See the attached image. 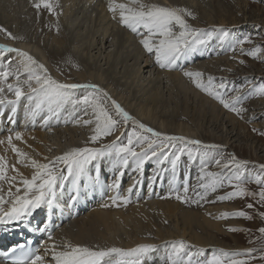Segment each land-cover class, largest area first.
<instances>
[{
  "label": "snow or ice",
  "instance_id": "6c2138e0",
  "mask_svg": "<svg viewBox=\"0 0 264 264\" xmlns=\"http://www.w3.org/2000/svg\"><path fill=\"white\" fill-rule=\"evenodd\" d=\"M33 6L37 10L44 8L49 12L53 11L51 0H36ZM107 8L114 20L140 38L139 44L154 58L155 65L161 70L182 71L197 89L237 116L243 118V113L247 111L243 104L250 96L264 97V83L257 85L246 78L247 85L235 86L222 77L208 75L205 79L204 73L185 70L182 66L194 54L203 55L214 40L220 47L227 43L228 50L235 51L239 47L243 53V45L252 43L250 36L231 37L230 30L224 27H194L189 20L197 17L184 7L161 6L147 0H108ZM0 32H4L10 39H18L3 27H0ZM13 53L14 56L11 55ZM246 54L257 58L264 54V47L255 46ZM65 63L73 62L69 58ZM239 63L243 64L244 61ZM248 85L250 87L245 92ZM78 90H83V94L78 95ZM9 93L13 98H9ZM22 101H26V116L35 121L37 116L43 114L45 125L54 117L59 118L62 111L71 107L73 122L91 129L88 143L99 146L75 147L54 158L43 157L45 162H42L13 143L14 140H23L20 131L10 132L6 139H0V144L7 143L11 146L18 164L32 169L31 177H25L16 164L9 166L6 158L0 156V182L8 185L6 192L0 186V225L30 223L31 218L42 208L54 211L58 205V190L60 193H68L65 208L69 213L82 195L89 192L95 194L97 191L103 193L106 189L117 193L109 197L112 204H117L119 200L127 204L131 202L132 194L141 182L134 181L127 189L128 195L121 197L118 190L124 171L132 166L133 171L142 173L145 165L151 161L157 166L156 174L151 177L153 184L169 170L166 165H170L172 177L169 196L175 194L176 200L182 203L202 206V202L252 198L255 202L248 203V209H256L257 205L264 208V163L258 165V172H250L247 160L239 159L234 153L226 154L220 145L205 144L198 139L157 131L135 119L99 85L61 82L29 52L0 45V106L10 108V123L15 122V114ZM78 113H83V116ZM64 122L68 123V120ZM121 127L130 130L124 133L120 131ZM117 132L120 134L116 135ZM110 136L115 138L104 143V139ZM122 137H125L126 142ZM185 155L188 164L198 162L195 184L190 183V172L185 174L182 182L176 175ZM105 164L112 172L110 183L101 180ZM213 168L216 170H212ZM9 169L15 175H8ZM249 183H254L258 191L251 190ZM225 188L230 190L217 195L215 200L209 199ZM136 196L138 199L139 192H136ZM257 214L264 220V211H258ZM229 217L247 220L255 218L244 210L224 212L218 218ZM53 227L52 217L49 215L35 229L45 234L47 241L35 247L28 246L34 243L31 240L26 244L13 245L0 255V264H144L145 258L158 248L150 243L131 248L99 245L89 247L72 245L70 242L58 246L53 240ZM228 230L246 231L242 228ZM257 231L264 238V226ZM168 245L163 257L164 264H249L250 260L257 258L264 260V249L247 248L241 252L221 248L213 250L210 258L201 259L206 252L204 248L184 240H173ZM258 251L261 253L259 257L254 255ZM241 256L248 259L237 258Z\"/></svg>",
  "mask_w": 264,
  "mask_h": 264
},
{
  "label": "rangeland",
  "instance_id": "374dc122",
  "mask_svg": "<svg viewBox=\"0 0 264 264\" xmlns=\"http://www.w3.org/2000/svg\"><path fill=\"white\" fill-rule=\"evenodd\" d=\"M85 1L87 0H74V4H78L81 13H74L76 8H73L74 4L71 5L65 14L68 18V24L67 20L65 22L60 20V16L62 15L61 12L63 13L62 9L64 8L61 7L64 3L63 0H51L52 5L55 6L53 11L47 13L44 10L42 15H39V12L32 7V4L35 3L36 0H0V27L7 29V31L12 33L13 36L23 35L24 32V35L29 37V44L27 46L29 48H26L25 51L29 52L37 60L45 64L53 77L61 82L83 84L97 81L99 82L98 84L94 82L93 84H97L106 90L111 97L115 100L117 99L116 101H119L118 103H120L121 106L135 119L147 126L168 135L182 136L181 134L185 135L187 132L189 134H186L185 137H189V139H198L205 144L220 145L225 150L226 154L234 153L239 159L247 160L249 162L248 171H259L258 165L264 163V135L261 134L264 133V97L250 96L249 99L245 100L243 107H245L247 111L243 113V118H241L235 113L225 109L218 101L209 97L200 89H197L191 80L184 75H182V81H185V84L188 82L186 84V86L190 85L188 86V91L191 90L193 93H184L186 90L182 93H178L171 84H160V78L163 77L161 74L164 71L158 68L155 64L150 71H138L137 68L140 63H143L145 60H149V63H151L154 61V58L150 57L143 50L142 46L139 44V37L135 34L131 35L112 18V13H110L107 8L108 0H90L87 3H85ZM104 2L107 4H103ZM120 2H126V0H120ZM147 2L157 3L161 6L184 7L190 9L197 17L195 20H189L194 27L204 29H210L214 26L224 27L230 30L231 37H251L252 43H245L243 45V53L239 47H237L235 51L228 50L227 43L224 47H220L218 42L214 40L209 49L204 51L203 55L196 53L192 56H199V59H196L191 63L183 62L182 66L185 70H188L189 68L196 69V65L198 64V66L201 67L202 65V67L197 71H202L205 79L208 75L218 78L222 77L229 81L231 85L235 86L247 85V80H252L257 85L264 83V54H261L257 58H253L246 54L255 46L264 47V0H183L181 3L173 0H147ZM219 6L221 10L219 9ZM35 13L44 21L62 24L63 27L55 33L48 30L40 31L39 22H33L27 29L26 26L28 22L35 17ZM66 22L67 24H65ZM106 27L108 28L105 31L104 29H106ZM116 33H119L120 42L116 38L114 40L112 39L114 35L117 36ZM101 35H105L102 43ZM127 37L128 39L132 38L130 40L134 42L133 46L126 45L124 40H126ZM4 38L5 33L0 32V45H7L8 47L15 46L20 49L15 43L8 44V42L4 41ZM22 48L23 47H21V50ZM51 50H60L63 52L69 50L74 51L79 70L75 71L69 66L56 69L46 58V52ZM117 52H119L122 58L119 57ZM117 60L118 62H116ZM241 60L244 61L243 64L239 63ZM130 70H137V73L140 76L139 81L130 80L127 77L126 72ZM179 73L183 74L182 71H179ZM81 75L83 77H81ZM78 77L80 79H87L84 82H78ZM67 78L71 80H67ZM249 87L250 85L245 87V92L248 91ZM81 91L82 90H78V92ZM155 93L159 96L157 103L154 105L148 104V102L151 103L150 96ZM80 94H83V92L78 93V95ZM8 96L11 98L12 95L9 93ZM200 102L202 105L205 104L206 106L204 105L202 106L203 108L199 109ZM25 103L26 101H22L19 105L18 111L15 114V123H10L8 120V116L11 113L8 114L7 111L10 108L7 106H0V109H5L4 113H0L1 137L4 138L5 135L8 136L10 132L15 131H23L24 133L42 132L46 143L42 142L41 147L46 151V155L44 156L50 158L59 155L61 149L66 151L75 147L99 146V144H88L91 129L88 126H83L82 124L77 125L73 122L74 118L71 115V107L62 111L59 118L54 117L47 125H45L43 114L37 116L35 121L30 120L28 117H23L22 113H25ZM211 108H214L215 111L219 113L218 118L214 117V119H212V113L214 110ZM19 110H21L20 114ZM147 110H150L148 117L147 115H144ZM203 110H205L206 113ZM199 113H204V115ZM78 114L83 116V113ZM176 115L182 116L184 119L178 122L171 121L172 116ZM202 116L203 118H201ZM83 118L87 119L89 117ZM229 118L233 120L234 125L228 121ZM216 119L218 122H215ZM65 120H68V123H65ZM148 123L150 125H148ZM178 129L182 130V133L176 131ZM253 129H256V131H253ZM126 130L127 127H121L120 129V131L124 133ZM129 130L130 129L128 128V131ZM114 138V136L107 137L103 142L108 143L107 140L110 142V140ZM122 140H125L126 142L125 137H123ZM29 153L33 158L38 160L42 159V162H45L43 161V157H41L34 149H30ZM16 166L18 167L19 165L16 164ZM166 166L169 170L154 184L151 182V177L156 174L157 169L154 161L148 162L142 173L133 171L132 166L126 169L118 190L121 197L128 195L127 189L132 186L134 181L139 180L141 183L133 192L131 202L125 204L122 201L116 210L127 214V208L136 207L147 200L150 202L151 200L145 198L150 197L152 193L154 195L157 192V201L174 203L179 208L180 212L191 211L196 213H206L208 219L219 224V235L216 237L217 239L215 238L216 241L213 242L218 243L219 245L208 246L201 259L210 258L213 254V250L221 248L226 251H235L236 249H239V247L242 249H264V238H261L260 233L257 231L259 227L264 226V220L258 216L257 212L264 211V208L257 205L256 209H248L246 205L255 202L252 198H236L232 201L216 203L202 202V206L192 203H182L176 200L175 194L169 196V192L171 191V185L169 182L172 177V172L170 165ZM198 169V162L196 164H188L187 156L185 155L182 157L181 163L177 168L176 175L179 181L182 182L185 174L190 172V183L195 184V177ZM212 170L216 169L213 168ZM101 180L106 183H110L112 180L111 169L108 168L106 164L102 168ZM248 187L253 191H258V187L254 183H249ZM228 190L230 189H221L218 193L211 195L209 199L215 200L217 195H222ZM97 192L95 194L89 192L87 195H82L80 197L79 201L71 210L77 212L74 220L85 218L93 209H95V206L105 203L109 197L117 194L116 192L113 193V191L107 189L103 193ZM136 192H139V200L137 199ZM58 197V205L55 210L49 212L47 209L42 208L37 214H35L36 219H33L29 226L34 225L37 227L42 220L50 215L54 225L59 221V227L52 231L53 238H55L54 236L58 233H62V235L58 234L57 236V239H59L60 242H70L72 245H75L70 233L63 234L64 229L69 223H72V218L74 217L67 219V222L61 224L62 217L68 216L69 213L65 208V202L68 200V193H66V191L60 193L58 190ZM140 200L141 202H139ZM136 202L138 203L136 204ZM228 207L234 211H247L255 218L253 220L232 217L227 219L218 218L220 216V210H217L219 208L227 209ZM208 208L210 209L206 212V209ZM156 213L157 212L153 210L149 214L150 216L152 215V220L154 219L153 222L157 224L163 222L164 225L159 227L161 230H165L167 227L172 229L171 227L175 224V220L173 219L171 221L170 219H167V223H165L166 218ZM217 214L219 215L215 217ZM17 226L19 225H16V227ZM229 228H242L246 231L231 232L228 230ZM131 230L135 231L136 229L130 228V224L123 229L119 228L115 234V236H117L116 244L112 243L113 245L107 242L104 244L102 243L103 245H101L97 244V241H89L88 239V241L82 243V246L94 247L99 245L102 247H122L127 240V235L124 233L128 232V236H130V234H132ZM198 231L199 230L195 229L193 232L201 235V232ZM27 236V234L22 235L18 240H23ZM40 236L41 235H39L38 238ZM139 238H141L140 235ZM146 239L151 240L150 244L156 242L154 236H148ZM39 241H41V238H39ZM184 241L187 240L184 239ZM249 241L254 242L250 243ZM37 242L38 239L35 240V245ZM56 244L58 245L57 242ZM168 247V242L158 245L157 251L150 253L146 259L150 258L154 264H164L163 257L165 256ZM233 247L237 248L230 250ZM242 251L243 250H241V252ZM260 254L259 251L254 253L257 257H259ZM237 258L248 259L245 256ZM249 264H264V260L257 258L256 260H250Z\"/></svg>",
  "mask_w": 264,
  "mask_h": 264
},
{
  "label": "bare ground",
  "instance_id": "6f19581e",
  "mask_svg": "<svg viewBox=\"0 0 264 264\" xmlns=\"http://www.w3.org/2000/svg\"><path fill=\"white\" fill-rule=\"evenodd\" d=\"M63 1H64V3L61 7L62 8L64 7V8L62 9L63 13L61 12L62 15L60 16V20L62 22H65L68 19L65 14L69 10V7L74 4V0H63ZM88 1H90V0L85 1V3H87ZM101 1H103V0H101ZM173 1L181 3L183 0H173ZM103 4L106 5L107 3L104 2ZM33 5H34V3L32 4V7L37 12H39V15H42L44 10L47 13H51L47 9H44V8L37 10ZM175 5H177V4H175ZM219 5H221V4H219ZM54 7L55 6L53 5V9H54ZM73 8H76L74 13H76V14L81 13V9L78 8V4H74ZM219 9L221 10L220 6H219ZM33 22H39L40 31L48 30V31H52L55 33L57 31H59L61 29V27H63L62 24L51 23V22L49 23L47 21H44L41 17L37 16L36 13H35V17L32 18L28 22L26 28L28 29L29 26H31ZM67 22H68V20H67ZM67 22L65 24H67ZM68 24H69V22H68ZM107 28L108 27H106V29H104V30L106 31ZM123 28H125V27H123ZM125 29L131 35L133 34L127 28H125ZM105 34H106V32H105ZM126 34H128V33H126ZM101 36H102V39H101V43H102V41L105 38V35H101ZM15 37H18V39H10L5 34V38H4L5 40L4 41L8 42V44L9 43H11V44L15 43L16 45H18V47H20V49H21V47H23L22 50H24V51L26 50V48H29V47H27L29 44V37L27 35H24V32H23V35H15ZM110 37H111V35H110ZM128 37H129V35H128ZM128 37L126 38V40H124V42L126 43V45L128 44L129 46L130 45L133 46L134 42L132 40H130L132 38L128 39ZM115 38L118 39V41L120 42L119 33L117 34V36L114 35V37L112 39L114 40ZM93 45H94V43H93ZM118 45H119V43H118ZM117 54L119 55V57L122 58V56L119 54V52H117ZM11 55L14 56L15 54L13 53ZM46 58L48 61H50L51 64H53L55 66L56 69H58L59 67L63 68L65 66H69L70 68H72L75 71L79 70L78 69L79 67L77 65V59L75 58L74 51L69 50V51L63 52L60 50L59 51L51 50V51L46 52ZM69 58L71 59V61L73 63H71V64L65 63V61ZM196 59H199V56H194V57L190 58V61H188L187 63H191ZM116 62H118V60ZM149 62H150L149 60H145L143 63H140V65H138V68H137L138 71L139 70L141 72H144L147 70L150 71V69L152 68V66L155 63H154V61H152L151 63H149ZM196 66H197L196 69H194V68H192V69L187 68V69L191 70V71L192 70L197 71V70L201 69V67H202V65L200 67V66H198V64ZM126 73H127V77L130 80L139 81L140 76L138 75L137 70L136 71L130 70ZM161 75H163V77L160 78V81L158 80L160 84H166V83H168V85L171 84L178 93H182L184 90H186V91H184V93L191 92V90L188 91V86H190V85L186 86V84L188 82L185 84V81H182V75L183 74L179 73V70L164 71V72H162ZM81 77H83V76L81 75ZM86 79H80L79 78L77 80H78V82L79 81L84 82V81H86ZM67 80H71V79L67 78ZM93 82L97 83V84L99 83L97 81H93ZM93 82H91V83H93ZM81 92H83V90ZM81 92H78V93H81ZM191 93H193V92H191ZM11 98H12V96H11ZM158 98H159V96L156 93L152 94L150 96L151 103H149L148 101L147 102H148V104L154 105L157 103ZM200 100H202V99H200ZM145 101H146V99H145ZM204 105H202V103L200 102L199 109L203 108L202 106H204ZM211 109L214 110L213 113L209 112V113H212V115H213L212 119H214V117L218 118L219 113H217L214 108H211ZM203 111L206 113L205 110H203ZM4 112H5V109H3V108L0 109L1 114ZM20 112H21V110H19V114H20ZM7 113L8 114L11 113L10 109L7 111ZM22 114H23V117H27L26 113H22ZM149 114H150V110H147L144 115H147V117H148ZM199 114H201V113H199ZM155 115H156V113H155ZM201 115H204V113ZM140 116H142V115H140ZM157 116H159V115H157ZM201 118H203V116ZM183 119L184 118L182 116L176 115V116H172L171 121H173V122L177 121L178 122V121H182ZM210 119H211V117H210ZM22 120H24V119H22ZM216 121H217V119L215 120V122ZM219 121H220V119H219ZM228 121L231 122L232 125H234V122L232 119L229 118ZM146 123H147V120H146ZM148 125H150V124L148 123ZM127 131H128V128H127L125 133H127ZM176 131L182 133V130H180V129H178ZM20 132L23 135V140H21V141L14 140L13 143L17 147L22 149L23 151L27 152L28 154H30L29 153L30 149H34L41 157H45L44 155H46L45 154L46 151L41 147L42 142H45L44 141V134L42 132H39V133H30V132L24 133L23 131H20ZM119 134L120 133L118 132L117 135H119ZM186 134L188 135L189 133L186 132L185 135H183V134H181V135L186 136ZM6 137H7L6 135L4 136V138L0 136V139H6ZM107 141L109 142V140H107ZM68 150H70V149H68ZM68 150H66V151H68ZM63 152H65V151L61 149L59 155H61ZM0 156H4L6 158L9 166L13 165V164H18L16 155L12 152L11 146H9L7 143L0 144ZM40 160L42 161V159H40ZM18 165L20 166V167L18 166L20 172H22L24 176L30 178L31 173H32V169L28 168V167H24L21 164H18ZM8 175H15V173H13L9 169ZM0 186L3 187L5 192L7 191V188H8L7 183L0 182ZM14 190L15 189H13V191ZM66 193H67V191H66ZM97 193H99V191ZM113 193H114V191H113ZM146 194H147V192H146ZM156 194H157V192H156ZM156 194L153 195V193H152L150 195V197L145 198V199L151 200L150 202L147 200V201H144L142 204L140 203L141 205H138V206L132 207V208H130V207L127 208L128 209V210L126 209L127 214H124L123 212L116 210L118 208V206L122 203V200L117 201V204H112L110 199H107L105 203H102L99 205L97 204L98 206H95V209H93L89 213V215H87L85 218H83L81 220H74L75 216L77 215V212L71 211V213H68V216H66V217L63 216L61 219V221H62L61 224H64V222H67V219L74 217V218H72L73 219L72 223H69L68 226H66V228L64 229L63 234L70 233L72 241H73V243H75V245L76 244L82 245V243L88 241V239H89V241H94V242L97 241V244H101V245H103L105 242L113 245L112 243L116 244V241H117V236H115V234L117 233L118 229L119 228L123 229V228L129 226V224H130V228L136 229V230L135 231L131 230L132 234H130V236H128V234H129L128 232L124 233L125 235H127V240H126V243L123 244V246H122L123 248H131V247H135L138 244H144V243H148V242L150 243L151 240L146 239L148 236H154L156 238V242H153V243L157 246L160 244H163L165 242H169L170 240H174V239L175 240L176 239H178V240H180V239L184 240L185 239L190 244H194L197 247L204 248V249L208 248V246L210 247V246H218L219 245L218 243H213L214 241H216L215 238L218 237V235H219V224L208 219V217H206V213H196V212H191V211L190 212H187V211L180 212L179 208L174 203L157 201L156 200V198H157ZM145 195H144V197H145ZM139 202H141V200ZM137 203L138 202H136V204ZM104 204H109L110 206L104 207L103 206ZM131 206H133V205H131ZM209 209L210 208L206 209V212H208ZM151 210L152 211L155 210L157 212L156 214L162 215L164 218H166V221H167V219L168 220L170 219L171 221L174 219L175 224L172 225V227L170 225V227L172 229H170L168 227L165 229L163 227L165 230H161L159 227L161 225H164V224H163V222H159L158 224L153 222L154 219L152 220V218H153V217H151L152 215L151 216L149 215L152 212ZM219 210H220L219 214L224 213V212H233L234 211L230 207H228L227 209L226 208H219L217 211H219ZM219 214H217L215 217H217ZM33 219H36V216L34 218H31L30 223H28V222L22 223L17 227H16V225H0V255H2L3 251H6L9 247H11L13 245H17V244H21V243L26 244L28 241H30V240L35 241L36 239H38V242L36 243V245L41 244L42 242H44V240L47 241V236L45 234H41L39 231H36L35 230L36 227L34 225L29 226L32 223ZM58 224H59V221L57 222L56 225H54L56 227L52 228L51 231H53V229L59 227ZM195 229L199 230L198 232H201V235H199L196 232H193ZM136 232L141 236V238H139V235ZM26 234L28 236L25 237V239L20 240V241L18 240L21 238L22 235H26ZM58 234L62 235V233H58ZM58 234L54 236L55 238H53V240L58 243V246H62L64 244V242L63 241L60 242L59 239H57ZM39 235L42 236V237L41 236L39 237V238H41V241H39V238H38ZM48 243H51V241H48ZM117 245H118V243H117ZM5 247H8V248L4 249ZM235 248H237V247H233L230 250H234ZM244 249L239 247V249H236L235 251H241ZM41 254H43V247H41ZM155 263H156V261H155ZM144 264H154V263L150 258H148V259L145 258Z\"/></svg>",
  "mask_w": 264,
  "mask_h": 264
}]
</instances>
